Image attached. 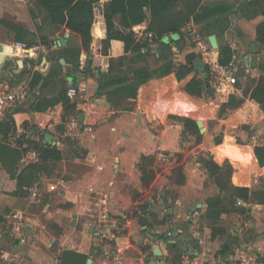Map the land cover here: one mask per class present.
<instances>
[{"label":"crops","instance_id":"0c3cea01","mask_svg":"<svg viewBox=\"0 0 264 264\" xmlns=\"http://www.w3.org/2000/svg\"><path fill=\"white\" fill-rule=\"evenodd\" d=\"M17 1L23 2L0 0V19L39 35L36 30H32V23L31 26L27 24V17H21L13 11ZM15 14L21 18L14 17ZM258 18L256 16L251 21H246L254 23L253 27H250L254 37L256 26L264 22V18L257 20ZM39 36L48 38V47L37 38L38 41L32 46L38 49H34L26 56L22 50L13 48V44L22 42L16 41L13 31L0 24V90L16 92L23 89L26 92L20 104L0 109V121L7 110L12 113L18 108L21 112L13 114L16 134L24 135L26 141L37 144H47L44 137L45 134H50L54 144L48 145L57 147L62 154L55 170V173L60 171L61 177L47 181L43 187L34 184L26 188L22 197L14 196L12 193L16 190V180L10 177L7 165L0 158V191L13 198L29 197L32 200L42 198L43 193L59 196L63 204L58 210L66 215H72L71 227L85 231L88 240H83L82 243L87 245L80 248L64 247V241H57L56 238L45 235L44 239L34 235L37 236L38 247H35V250H24L27 238L23 230L30 225L15 219L19 223V228L18 231L12 230L11 233L7 229L8 218L12 214H6L3 215L4 220L0 222V264H58L57 257L63 249L81 252L88 258L89 250L94 247L99 248L100 252L92 258V264H149L154 257L155 246H158L160 256L154 257V264H167V259L181 252L189 253L194 264H217L218 258H221L218 256L220 249L218 239L210 238L211 230L200 218L208 198H203L200 191L204 188L205 180L209 178L202 162L191 164L182 160L175 163L169 158H161V161L167 162L162 172L181 166L183 169L181 176L176 175L174 182H171V178L161 179V176L157 175L147 187L142 186L141 173L138 169L141 155L153 156L156 151L172 153L174 150L176 132L175 134L174 131L164 132L163 128H166L168 118L174 116L172 114L190 112H186L185 103L178 110H171L179 100L175 99L170 105L173 95L168 85L181 84L183 89L185 86L183 80L178 82L174 74L149 80L139 87L131 109L120 110L102 125L103 123L99 122L110 114L112 116L115 111L106 97L108 104L100 102V98L104 96L99 95V90L98 93L95 92L98 88L97 81L89 78V72H83L82 68H90L97 78L98 69L101 72L107 71L109 57L88 56L81 49L79 36L64 27L50 36L44 34ZM136 36L142 37L138 34ZM260 47L264 49V46ZM72 52L79 53L78 68L73 66ZM60 55H64L65 58H61ZM87 61H90L91 65ZM258 61L259 57L255 69L249 67L254 73L253 77L260 74L257 68ZM262 67L264 69V66ZM34 71H38L43 77L49 75L45 85L43 86L44 80H41L36 89L29 88L31 74ZM81 80L86 82L87 91L81 97L71 100L76 104V109L74 114L68 116L69 121L67 120L78 121L79 115L82 114V122L78 121V128L75 131L68 130V122L62 121L63 112L60 105L45 112L27 111L29 105L40 95L44 98L55 97L63 87L66 88ZM41 86L43 88L40 94ZM181 94L188 103L191 102L189 98H193L192 96L185 91ZM167 110L169 115L163 117L164 111ZM24 122L28 124V129L21 127ZM61 126L69 135L67 138L69 143L77 151L71 157V161L63 158L65 144L58 139ZM87 128H91V131H86ZM37 137H43V141L37 142ZM15 138L9 136L8 142L14 144ZM144 146H148V149H144ZM32 148L30 144H23L25 152L18 161V171L28 163L38 160L34 152L32 158H24ZM52 176L43 175L41 180ZM231 182L238 184L232 177ZM32 192L36 193L35 197L32 196ZM216 195H219V191ZM198 205L199 215L193 214L190 218L192 208ZM42 206L47 209L50 203L44 202ZM13 211L16 209L11 210L12 213ZM24 217L27 218L23 216V219ZM169 231L173 234L172 238L167 237ZM197 233L203 239L202 245L196 244ZM230 233L234 234L232 231ZM207 238L210 239L209 246H206ZM21 239L24 240L22 243L19 242ZM93 240L95 243L90 245ZM9 241H12L10 250L3 245Z\"/></svg>","mask_w":264,"mask_h":264},{"label":"trees","instance_id":"16d2710c","mask_svg":"<svg viewBox=\"0 0 264 264\" xmlns=\"http://www.w3.org/2000/svg\"><path fill=\"white\" fill-rule=\"evenodd\" d=\"M40 11L45 14V19L56 30L64 27L80 38L81 49L87 55L108 56V68L106 72L98 69L97 85L99 95L106 96L111 107L128 111L131 109L132 101L137 97L139 87L151 79L165 77L172 72L179 82L187 75L194 72L193 63L201 56L195 52L188 53L184 62L176 68L172 59L168 57L170 45L182 43L186 33L183 28L187 25L197 26V36L190 39L189 47L207 38L209 35H216V30H222L223 23L229 21V14L232 11V4L225 1H215L207 5L202 4V0H30ZM264 16V0H246L242 17L246 20L256 16ZM118 18V24L115 23ZM146 24L145 34H151V40L147 36L138 38L133 31V27ZM0 24L9 28L15 34V40L32 46L38 39L48 47V38L35 33L25 31L23 28L8 23L0 19ZM168 36L170 42L162 50L160 45L162 39ZM31 38V39H30ZM255 41L264 46V22H260L255 28ZM156 44L159 52L158 65L150 67L149 58L154 56L149 44ZM179 49L182 47L178 45ZM144 50V51H142ZM65 58L64 55H60ZM72 63L75 68L79 67V53L72 52ZM215 65L221 72L223 67L228 66L233 59L231 46H220L215 54ZM91 65L90 61H87ZM57 65L60 67L59 62ZM207 80H213L212 67L204 64ZM261 72L254 86L246 93L248 99L255 105H264V69L259 64L257 66ZM83 72H91L90 68H82ZM38 71L31 74L29 88L36 89L39 82L44 80L45 85L48 80ZM214 84V83H213ZM43 86L40 88V94ZM208 87H211L210 84ZM205 82L202 78L194 76L184 86V91L192 97L200 98L206 92ZM67 87H63L61 92L52 98H44L40 95L33 101L27 111L45 112L49 108L60 105L62 107V121H67L69 115L75 113L76 104L66 96ZM208 94V93H207ZM184 95V94H183ZM186 98L187 96L184 95ZM243 99L231 94L227 100L222 102L218 110V118H222L227 111L239 108ZM15 108L12 113L7 110L2 121H0V158L7 165V171L12 179L16 180V190L14 196L22 197L25 189L39 184L41 177L55 174L56 163L61 160V151L55 146L48 144H37L25 140L24 135L16 134V125L13 114L21 112ZM172 119L175 116H170ZM184 128L192 132L196 143L202 141V135L192 119L183 118ZM21 127L28 129L24 122ZM34 133V132H33ZM9 136H15L14 144L8 142ZM43 138V137H42ZM222 142V136L213 140L215 145ZM30 144L36 149L38 160L28 163L22 170L18 171L17 164L24 154L23 144ZM75 143V142H74ZM37 146V147H36ZM251 162L254 168L260 172L261 186L254 193L253 201L264 208V145H254L251 152ZM257 161V162H256ZM153 156L141 155L138 169L141 173V183L147 187L156 176L153 167ZM258 163V164H257ZM203 167L207 176L213 180V184L218 188L219 195L206 199V207L200 215L203 222L210 228L212 240L225 238L218 256L230 255L234 249L236 235L227 230L221 222L229 213L244 214L247 212L242 203L246 205L251 201V191L247 183L233 184L231 177L233 165L225 158L214 156L202 159ZM177 175L181 176V170ZM223 193L232 205V209L223 203ZM240 201V202H239ZM176 245V244H174ZM176 254L171 259H167V264H180V255ZM87 255L81 252L63 249L57 257L58 264H86Z\"/></svg>","mask_w":264,"mask_h":264},{"label":"rangeland","instance_id":"374dc122","mask_svg":"<svg viewBox=\"0 0 264 264\" xmlns=\"http://www.w3.org/2000/svg\"><path fill=\"white\" fill-rule=\"evenodd\" d=\"M212 1H225L233 6L232 11L229 14V21L221 25L223 26L222 30H216L218 48L216 50L211 49L207 38L198 42L195 47H189L190 39L187 38V32L191 33L192 38H196L197 26L186 25L183 28L186 36L183 42L178 44H182V47L179 49L178 45L171 44L168 57L172 59L173 64L177 68L179 64L184 62V58L188 53L195 52L200 55L202 62L212 67V75L214 78L209 84L214 91V96L211 97L209 94L203 93L200 98H189V101L191 102L186 103L185 101L184 103L187 105L186 112L190 113L172 114L176 118H168V123L165 126L166 128H163V130L164 132L174 131V134L176 132L174 150H172V153L156 151L153 155V167L156 171L155 177L160 175L161 179L165 177L169 180V178H171L170 181L174 182L178 170H183L182 167L176 166L169 171L162 172L167 162L161 161V158H169V160H172L175 163L186 160L191 164L202 162V159L207 158V154L227 158L233 165L232 179L235 183H238V181L241 183H247L252 197L248 205L241 202V204L248 209L246 213L238 214L231 212L226 215L221 224L229 230V232L232 231L236 235V241L232 253L237 250L251 251L256 253L259 257V261L264 264V208L253 201L254 193L260 189L261 178L258 168L253 167V162H251L250 159L253 146L264 145V105H255L248 99L246 93L254 86V80L257 79V76L253 77L254 73H252L249 68L250 64H248L249 67L246 65L247 67L245 69L241 68L242 64H244V59H250L254 54L257 55V58L259 57L258 63L264 66V49L260 47L255 41V37L251 34L250 27H253L254 23L246 22L251 21V19L246 20L242 17L243 8L246 6V0H244L245 4H241V16H238L233 12L239 5L240 0H202V4L207 5ZM13 11L21 17H27V24L31 26L32 23V30H36L39 35L44 34L50 36L55 31L59 30V28L56 30L49 25L45 19V14L30 0H23V2L17 1V4L13 7ZM16 14L14 17L21 18ZM257 17H259L257 20L264 18V16ZM115 23L116 25L118 24V18H115ZM145 28L146 24L142 23L133 27V31L143 37L146 36L144 33ZM35 35L37 38L39 37V35ZM223 45L231 46L233 51L232 62L238 70V82L234 86L224 85L220 79L221 72L215 65V54L218 52L219 47ZM254 45L259 46V49L252 50L251 48ZM149 47L152 50H155L154 56L149 58L150 67L154 68L158 65L159 52L157 51L156 44L150 43ZM238 60L241 63L238 62ZM171 74H174V72ZM193 75L202 78V73L195 69L194 72L190 73L183 79V83L186 84L191 78H193ZM88 77L95 82L97 81V78L92 71L89 72ZM168 86V89L172 91L171 94L173 95V100L171 102L169 101L170 105H172L175 99L181 100L183 97L181 92L183 93L184 89H182L181 84ZM231 94L242 98L243 103L239 108L229 110L222 118H218L217 114L220 104L227 100ZM114 111L115 112L112 116L111 114L108 115L99 123L105 125L107 119L111 120L120 110L114 109ZM168 113L169 110L164 111L163 117L168 116ZM61 115L63 116L64 114L62 113ZM183 118L201 120L206 127L205 132L202 134V141L199 144L196 143L194 134L184 128ZM69 119L70 118L68 117L67 120L69 121ZM99 123L98 125H100ZM91 127L92 129L94 128L93 126ZM58 132L59 141L65 144L63 147V158L71 161V157L77 151L74 150V147L69 143L67 139L69 135L62 126L61 129L59 128ZM17 135L19 134L17 133ZM220 135L222 136V142L215 145L213 140ZM143 148L148 149V146H144ZM36 149L35 147L29 149L28 154L25 155L24 158H32L31 155L33 156V152L37 155ZM58 177H61L60 171L56 172L51 178L40 180L37 186L40 185V187H43L47 181H54ZM200 192L203 194V198H209L216 196L218 188L213 184L212 179L207 178L204 182V188ZM43 196L42 198H37L35 200H32L29 197L13 198L7 193L0 191V222L3 219V215L17 214L19 221L29 223L30 226L23 230V234L27 238V244L25 245L24 250H35V247H38L36 241L37 236L35 237L34 235H38L43 239L46 238L45 236L54 237L57 241H64V247L74 246L80 248L83 247V245H87L86 243H82L83 240H88L86 239L87 233L71 227L73 216L66 215L58 210L60 209V205L62 206L63 204L60 197L50 193H43ZM222 197L223 204L231 210L232 205L229 203V200L225 197L224 193ZM44 202L50 203V207L44 209V206H42ZM12 209H16V211H13L14 213H12ZM23 216H26L27 218L24 217L23 219ZM199 222L201 224L200 218ZM8 227L7 231L12 233L13 228L10 226ZM206 241V246H209L208 243L210 242V239L207 238ZM224 241L225 238L218 239L219 248ZM11 242L12 241L4 243V247L10 250ZM93 243H95L94 240L90 242V245ZM230 255L221 257L220 259L218 258L217 264H226Z\"/></svg>","mask_w":264,"mask_h":264},{"label":"built area","instance_id":"2783aa9c","mask_svg":"<svg viewBox=\"0 0 264 264\" xmlns=\"http://www.w3.org/2000/svg\"><path fill=\"white\" fill-rule=\"evenodd\" d=\"M148 40H151L152 35L146 34ZM168 37V36H165ZM164 39V38H163ZM162 39V40H163ZM170 42V39H169ZM13 48H18L22 50L23 54L26 56L29 55L31 51L34 49H38L37 47L33 46H27L24 43H15L13 44ZM144 51V50H142ZM238 62H240L238 60ZM241 63V62H240ZM80 67L82 68V64H80ZM247 66L245 64H242L241 68L245 69ZM249 67V66H248ZM237 68L233 65V62H231L228 66L223 67L221 69L220 79L226 86H234L238 82V76H237ZM0 86H1V77H0ZM87 91V84L84 80L79 81L78 83L74 84L73 86H68L66 89V96L70 100H74L77 97H81L85 92ZM26 92L22 89L16 92H5L4 90H0V109H8L13 106H16L20 104L24 98H25ZM78 128V121L77 119L71 120L67 123V129L70 131H75ZM86 131H91V128H87ZM23 133H26V131H23ZM37 142H42V138H36ZM32 196L35 197L36 193L32 192ZM106 198V195H104ZM199 208H195L194 212L190 214V218L192 215H199ZM15 219H18V215L14 214L8 218V226L13 228V231H18L19 223L15 221ZM167 237L172 238L173 234L171 231L167 232ZM196 244L202 245L203 239L200 238L199 234L197 233L196 236ZM24 240H19L20 243H22ZM181 264H194V260L191 259L190 254L187 252H183L180 255ZM226 264H262L259 261V257L256 253L253 252H245L243 250H237L234 253H232Z\"/></svg>","mask_w":264,"mask_h":264},{"label":"water","instance_id":"95a60500","mask_svg":"<svg viewBox=\"0 0 264 264\" xmlns=\"http://www.w3.org/2000/svg\"><path fill=\"white\" fill-rule=\"evenodd\" d=\"M241 4L242 5L245 4V1L244 0H240L239 1V5L236 7L235 11H233L238 16L241 15V8H242ZM207 41H208L211 49L216 50L218 48L216 36L214 34L209 35L207 37ZM168 43H169V37H165L163 42H162V44L160 45V49L162 50L163 48H165L166 44H168ZM251 49L252 50H258L259 46L254 45V46H252ZM244 64L247 65V66H248V64H250L249 65L250 67L255 68L256 65H257V55L256 54L252 55L250 59L245 58L244 59ZM193 67L196 70H198L199 72L202 73V79L204 80L205 86L207 87L206 88V92L209 94V96L213 97L214 96V91H213V89L211 87H208L209 82L207 80V73L205 72V66H204V63L202 62V60L200 58H197L194 61V63H193ZM97 73H98V71H97ZM73 85L74 84H72L71 86H73ZM95 92L98 93V88H96ZM100 102L103 103V104H108V102L106 101L105 97L100 98ZM82 117H83L82 114H80L79 115V119H78L79 122H82ZM195 123H196V126H197L198 130H199V133L202 135L205 132L206 127L203 125L201 120H196ZM44 139H45V142L47 144H54L53 141H52L53 137L50 134H45ZM209 155H210V157H213V154H209ZM199 207L200 206L198 205L196 208H199ZM194 210H195V208H192L191 214L194 212ZM190 243H192L191 240H190ZM193 245H194V247L196 246L195 244H193ZM99 252H100L99 248H97V247L91 248L89 250V253H88V258L86 259V264H92V258L95 255H97ZM153 254H154V257L155 256H160V251H159L158 246L154 247ZM154 257L152 258V260L150 261L149 264H154L155 263Z\"/></svg>","mask_w":264,"mask_h":264},{"label":"bare ground","instance_id":"6f19581e","mask_svg":"<svg viewBox=\"0 0 264 264\" xmlns=\"http://www.w3.org/2000/svg\"><path fill=\"white\" fill-rule=\"evenodd\" d=\"M182 100V101H181ZM181 100H179L177 102V105L172 107L171 110H178L181 106H183L184 102L186 101V103L188 102L187 99H185L184 97L181 98Z\"/></svg>","mask_w":264,"mask_h":264}]
</instances>
